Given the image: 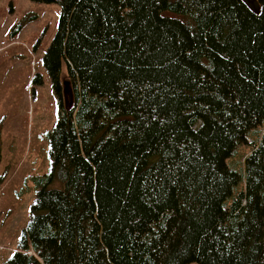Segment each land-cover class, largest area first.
<instances>
[{
	"label": "trees",
	"instance_id": "16d2710c",
	"mask_svg": "<svg viewBox=\"0 0 264 264\" xmlns=\"http://www.w3.org/2000/svg\"><path fill=\"white\" fill-rule=\"evenodd\" d=\"M35 1L58 116L0 264H264V0Z\"/></svg>",
	"mask_w": 264,
	"mask_h": 264
},
{
	"label": "rangeland",
	"instance_id": "374dc122",
	"mask_svg": "<svg viewBox=\"0 0 264 264\" xmlns=\"http://www.w3.org/2000/svg\"><path fill=\"white\" fill-rule=\"evenodd\" d=\"M57 2L0 0V263L19 248L38 186L49 168L47 132L58 116V98L43 56L58 26ZM62 64L64 103L71 83ZM247 143L227 158L239 169ZM195 264V263H190Z\"/></svg>",
	"mask_w": 264,
	"mask_h": 264
},
{
	"label": "water",
	"instance_id": "95a60500",
	"mask_svg": "<svg viewBox=\"0 0 264 264\" xmlns=\"http://www.w3.org/2000/svg\"><path fill=\"white\" fill-rule=\"evenodd\" d=\"M248 7L254 11V12H259V4L257 2V0H243Z\"/></svg>",
	"mask_w": 264,
	"mask_h": 264
}]
</instances>
